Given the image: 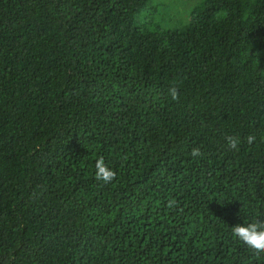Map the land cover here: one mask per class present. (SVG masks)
I'll return each instance as SVG.
<instances>
[{
	"label": "trees",
	"instance_id": "obj_1",
	"mask_svg": "<svg viewBox=\"0 0 264 264\" xmlns=\"http://www.w3.org/2000/svg\"><path fill=\"white\" fill-rule=\"evenodd\" d=\"M155 1L0 0V264H264V0Z\"/></svg>",
	"mask_w": 264,
	"mask_h": 264
},
{
	"label": "clouds",
	"instance_id": "obj_2",
	"mask_svg": "<svg viewBox=\"0 0 264 264\" xmlns=\"http://www.w3.org/2000/svg\"><path fill=\"white\" fill-rule=\"evenodd\" d=\"M169 95L173 100H178L179 93L177 87L173 86L169 89ZM248 144H253L256 140L255 135H248L244 138ZM229 149H237L241 142L240 137L229 135L226 137ZM200 148H193L190 152L192 158L202 156ZM95 179L104 183H111L116 178V172L111 170L105 162L103 156H99L95 162ZM176 204L174 199L168 201V207L171 208ZM231 233L234 239L245 245L252 252L260 256L264 254V221L258 218L245 224H237L231 228Z\"/></svg>",
	"mask_w": 264,
	"mask_h": 264
},
{
	"label": "rangeland",
	"instance_id": "obj_3",
	"mask_svg": "<svg viewBox=\"0 0 264 264\" xmlns=\"http://www.w3.org/2000/svg\"><path fill=\"white\" fill-rule=\"evenodd\" d=\"M198 1L199 0H156L155 3H164L168 9L166 15L159 18L157 21L162 23V25H170L171 23L178 25L181 21L183 23L187 21V14L189 21L190 10ZM167 17H172L173 21Z\"/></svg>",
	"mask_w": 264,
	"mask_h": 264
}]
</instances>
